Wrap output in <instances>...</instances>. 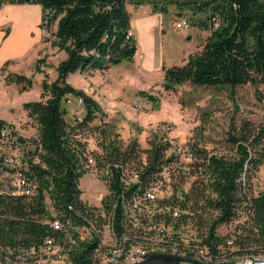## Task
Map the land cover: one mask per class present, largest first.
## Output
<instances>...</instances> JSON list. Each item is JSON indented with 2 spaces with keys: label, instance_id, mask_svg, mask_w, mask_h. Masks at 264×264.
<instances>
[{
  "label": "trees",
  "instance_id": "1",
  "mask_svg": "<svg viewBox=\"0 0 264 264\" xmlns=\"http://www.w3.org/2000/svg\"><path fill=\"white\" fill-rule=\"evenodd\" d=\"M14 2L40 4L41 19L48 20L40 25L48 31L56 23L51 44L64 50L66 56L56 67V78L42 81L41 98L23 102L27 115L36 123V135L30 142L39 161L29 163L32 168L29 175L38 177L39 186L31 197L0 195V244L10 245L37 242L48 232L41 220L49 210L46 197L54 209L70 200L80 203L78 179L89 149L86 140L78 135L84 129L94 128L90 123L99 115L100 107L91 95L68 81L69 74L106 69L132 59L137 49L127 0H0V6ZM151 2H155L153 10L167 12L168 4L177 0ZM180 3L193 13L186 17L191 25L211 31L199 51L187 54L181 63L162 65L167 88L187 81L230 87L264 84V0H182ZM178 14L184 17L182 10ZM213 19L218 25L211 28ZM10 61H5L1 69ZM4 77L7 82H16L21 90L32 85V78L22 73L8 72ZM71 97L82 99V117L74 123L65 116L66 103ZM5 124L0 119V126ZM227 139L233 147L230 155H208L202 147L194 145L197 154L208 163L203 178L185 193L182 205L194 212L216 211L210 216L213 248L220 241L219 236H214L216 224L239 216L242 220L234 229L240 228L235 243L241 247L255 245L253 250L264 251V188L255 194L250 181L254 170L264 164V121L254 127L244 121L236 133L228 132ZM149 143V148H140L136 140L123 144L112 138L103 145L108 154L122 147L147 149V160L156 164L161 161L168 141L151 139ZM244 171L246 188L240 182ZM90 245L84 242L80 255L75 256L80 264H96L86 254Z\"/></svg>",
  "mask_w": 264,
  "mask_h": 264
},
{
  "label": "built area",
  "instance_id": "2",
  "mask_svg": "<svg viewBox=\"0 0 264 264\" xmlns=\"http://www.w3.org/2000/svg\"><path fill=\"white\" fill-rule=\"evenodd\" d=\"M47 23L46 17L40 21ZM217 25L213 19L211 28ZM190 26L186 17L175 20L176 28ZM71 99L82 102L81 97L67 101ZM139 103L133 101L134 106ZM35 135L23 142L15 126H0V195L31 197L37 191L38 177L29 175V163L39 161L30 142ZM167 141L156 164L147 160L145 150H89L82 175L91 184L83 189L78 179L80 203L70 200L54 209L46 197L49 210L41 220L48 232L37 242L0 244V264H80L75 256L84 242L91 243L86 254L96 264H129L152 253L177 256L182 264H264V251L235 243L240 228L234 229L242 217L216 224L214 236L220 241L211 246L210 215L205 219L202 210L182 205L208 161L192 146L174 147L173 140ZM240 182L247 187L245 171ZM253 189L255 194L259 190Z\"/></svg>",
  "mask_w": 264,
  "mask_h": 264
},
{
  "label": "rangeland",
  "instance_id": "3",
  "mask_svg": "<svg viewBox=\"0 0 264 264\" xmlns=\"http://www.w3.org/2000/svg\"><path fill=\"white\" fill-rule=\"evenodd\" d=\"M181 1L169 3L167 12H160L153 10L155 2L151 0H127L131 32L137 41L133 58L106 69L76 71L68 76V81L91 95L100 107L99 115L90 123L94 128L84 129L78 135L86 140L89 150L98 152L104 149L103 144L112 138L123 144L136 140L140 148H149L151 139L167 141L170 138L174 147L194 148L196 145L208 155H230L233 147L227 139L228 132L236 133L244 121L250 122L251 127L264 121V84L244 83L230 87L187 81L169 88L164 85L162 65L181 63L183 56L199 51L211 31L194 25L176 28L179 10L184 17L193 15L187 6L180 5ZM61 56L58 49L44 45L35 49L33 58L25 60L28 68L4 72V76L16 72L32 78L28 89L21 90L14 82L19 92L12 94L11 88L3 87L0 82V119L15 126L25 140L34 134L36 123L25 116L17 101L41 98L42 81L50 82L56 78ZM137 99L140 103L134 106L133 101ZM11 106L14 107L13 116L20 114L15 120H7L12 114ZM66 108L68 122L81 119L83 108L80 102L71 99ZM250 181L257 190L264 186V164L254 170ZM88 183L91 184L87 176H80L79 186L89 189ZM202 213L205 219L214 214Z\"/></svg>",
  "mask_w": 264,
  "mask_h": 264
},
{
  "label": "crops",
  "instance_id": "4",
  "mask_svg": "<svg viewBox=\"0 0 264 264\" xmlns=\"http://www.w3.org/2000/svg\"><path fill=\"white\" fill-rule=\"evenodd\" d=\"M41 12L40 4L33 2L4 3L0 6V82L3 83V87L11 88V94L16 93L15 91L19 92V90L16 83L5 82L4 72L8 69L16 71L28 68L25 60L33 58L36 48L45 45L58 49L56 46H52L53 35H49L56 28V23H53L48 31L43 29L40 25ZM58 51L62 53L61 58L66 56L64 50L58 49ZM7 60L11 61L4 69H1ZM3 96L7 98V95L3 94ZM11 100L13 102V96H11ZM3 102H6V99ZM23 102L17 101V105L22 106V112L24 111L25 116L29 117L21 105ZM13 109L14 107L11 106L10 110ZM10 116L7 120H15L20 114L18 112V115L14 114L13 116L12 111Z\"/></svg>",
  "mask_w": 264,
  "mask_h": 264
},
{
  "label": "water",
  "instance_id": "5",
  "mask_svg": "<svg viewBox=\"0 0 264 264\" xmlns=\"http://www.w3.org/2000/svg\"><path fill=\"white\" fill-rule=\"evenodd\" d=\"M129 264H182L179 257L166 253H152L145 258Z\"/></svg>",
  "mask_w": 264,
  "mask_h": 264
}]
</instances>
